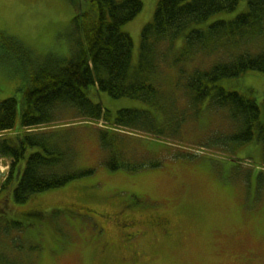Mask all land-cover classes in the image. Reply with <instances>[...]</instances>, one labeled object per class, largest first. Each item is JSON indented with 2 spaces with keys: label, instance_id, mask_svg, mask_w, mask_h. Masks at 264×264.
I'll return each instance as SVG.
<instances>
[{
  "label": "rangeland",
  "instance_id": "374dc122",
  "mask_svg": "<svg viewBox=\"0 0 264 264\" xmlns=\"http://www.w3.org/2000/svg\"><path fill=\"white\" fill-rule=\"evenodd\" d=\"M142 1V11L122 26L133 38L134 65L142 30L153 20L159 0ZM79 5L86 11L91 1L0 0V32L19 39L33 59L50 53L69 56L77 37L73 19ZM247 10L248 0H240L235 10L217 12L195 26L205 28ZM21 57L29 58L27 50ZM26 80L14 53L0 46V100L13 95L21 99ZM157 82L152 103L114 98L95 86L90 97L113 116L125 108L146 115V124L118 132L128 136L125 146L133 161L145 155L158 165L135 172L109 169L97 128L114 126L70 117L60 124L76 127L75 166L94 168L93 173L18 203L15 185L3 187L10 160L0 161V264H264L263 142L239 144L232 139L228 111L212 106L209 99L194 105L185 79L171 73ZM219 84L253 95L264 123L263 72L251 70L222 78ZM21 110L22 104L17 126ZM217 134L224 142L215 140ZM87 199L90 213L79 209ZM39 203L41 213H32ZM112 206H135L142 215L159 209L172 224L164 234L144 223L137 228L140 235L126 238L117 233L115 218L109 221L104 215Z\"/></svg>",
  "mask_w": 264,
  "mask_h": 264
},
{
  "label": "trees",
  "instance_id": "16d2710c",
  "mask_svg": "<svg viewBox=\"0 0 264 264\" xmlns=\"http://www.w3.org/2000/svg\"><path fill=\"white\" fill-rule=\"evenodd\" d=\"M90 1L91 8L85 11L79 5L73 19L77 37L69 56L50 53L33 59L19 39L0 32L1 48L14 53L27 79L20 88L21 99L13 95L0 100V159L11 160L3 187L15 185L16 202L94 172V168L75 166L79 150L76 127L59 125L69 117L103 120L114 126L97 128L99 147L106 157L103 163L109 169L135 172L159 164L145 155L133 161L128 144L125 146L128 136L118 132L121 127L146 124V115L125 108L113 116L90 97L91 86L114 98L152 103L157 80L163 74H175L185 79L183 86L194 105L209 99L212 106L228 111L235 132L232 139L239 144L252 140L264 144L257 99L219 84L222 78L251 70L264 73V0H248L247 11L205 28L195 25L217 12L235 10L240 0H159L153 20L142 30L135 65L133 38L122 26L142 11L143 1ZM24 49L29 58L21 57ZM215 140L224 142L219 134ZM120 229L124 235L129 232Z\"/></svg>",
  "mask_w": 264,
  "mask_h": 264
},
{
  "label": "flooded vegetation",
  "instance_id": "af4514ba",
  "mask_svg": "<svg viewBox=\"0 0 264 264\" xmlns=\"http://www.w3.org/2000/svg\"><path fill=\"white\" fill-rule=\"evenodd\" d=\"M129 213L125 211L119 212L117 216V222L120 226V228H128L129 232L125 231V235L128 238L133 237L137 232H139V229L143 224H147L148 229L157 227L163 232H168L169 228L172 224V219L169 217V215L165 214L164 212H161L160 210H155L153 213L148 215H141L136 212ZM131 228L133 229L131 231Z\"/></svg>",
  "mask_w": 264,
  "mask_h": 264
},
{
  "label": "bare ground",
  "instance_id": "6f19581e",
  "mask_svg": "<svg viewBox=\"0 0 264 264\" xmlns=\"http://www.w3.org/2000/svg\"><path fill=\"white\" fill-rule=\"evenodd\" d=\"M40 207H41V204L40 203L38 205L33 206L32 207L33 208L32 213H35V214L41 213L40 212ZM118 211H119L118 208L113 207L112 209H105L103 212H104V215L109 216V217H113L116 214H118ZM163 233L166 234V232H163Z\"/></svg>",
  "mask_w": 264,
  "mask_h": 264
}]
</instances>
